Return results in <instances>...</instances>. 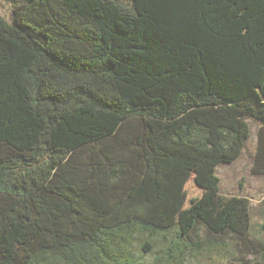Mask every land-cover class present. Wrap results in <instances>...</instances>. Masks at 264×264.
Returning a JSON list of instances; mask_svg holds the SVG:
<instances>
[{
    "label": "trees",
    "instance_id": "16d2710c",
    "mask_svg": "<svg viewBox=\"0 0 264 264\" xmlns=\"http://www.w3.org/2000/svg\"><path fill=\"white\" fill-rule=\"evenodd\" d=\"M0 15V264H182L253 241L220 193L258 123L264 0H12ZM176 241L159 249V236ZM183 242V243H182Z\"/></svg>",
    "mask_w": 264,
    "mask_h": 264
},
{
    "label": "rangeland",
    "instance_id": "374dc122",
    "mask_svg": "<svg viewBox=\"0 0 264 264\" xmlns=\"http://www.w3.org/2000/svg\"><path fill=\"white\" fill-rule=\"evenodd\" d=\"M0 15L8 22L13 18V1L0 0ZM251 135L246 140L241 155L233 163H220L216 167L220 193L224 196H241L250 205V234L248 238L261 241L264 238V174L254 171L256 132L258 123L247 119ZM200 241L188 249L182 264H264L258 246L243 243L231 235L219 238L200 231ZM176 241L174 234L159 236V249ZM183 243V242H182ZM140 264H153L154 253H144L138 248L133 251Z\"/></svg>",
    "mask_w": 264,
    "mask_h": 264
}]
</instances>
